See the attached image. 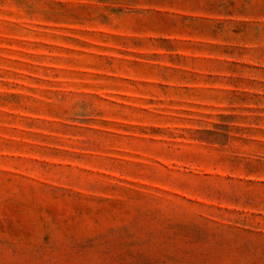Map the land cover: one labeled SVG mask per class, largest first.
Returning a JSON list of instances; mask_svg holds the SVG:
<instances>
[{
  "label": "rangeland",
  "instance_id": "obj_1",
  "mask_svg": "<svg viewBox=\"0 0 264 264\" xmlns=\"http://www.w3.org/2000/svg\"><path fill=\"white\" fill-rule=\"evenodd\" d=\"M0 264H264V0H0Z\"/></svg>",
  "mask_w": 264,
  "mask_h": 264
}]
</instances>
